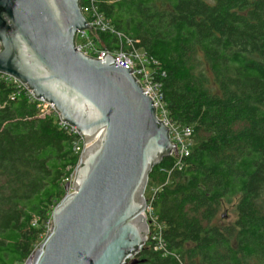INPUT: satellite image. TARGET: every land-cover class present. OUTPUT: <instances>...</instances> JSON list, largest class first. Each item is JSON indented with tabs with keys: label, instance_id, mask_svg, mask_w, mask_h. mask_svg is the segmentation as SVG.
<instances>
[{
	"label": "trees",
	"instance_id": "16d2710c",
	"mask_svg": "<svg viewBox=\"0 0 264 264\" xmlns=\"http://www.w3.org/2000/svg\"><path fill=\"white\" fill-rule=\"evenodd\" d=\"M157 62L171 121L192 129L183 167L164 157L145 197L148 238L126 264H264V0H80ZM105 47L114 34L96 33ZM0 73V264H25L46 237L78 163L74 136ZM170 171V174L168 173ZM229 207L234 218L221 223ZM135 261V262H134Z\"/></svg>",
	"mask_w": 264,
	"mask_h": 264
},
{
	"label": "water",
	"instance_id": "95a60500",
	"mask_svg": "<svg viewBox=\"0 0 264 264\" xmlns=\"http://www.w3.org/2000/svg\"><path fill=\"white\" fill-rule=\"evenodd\" d=\"M79 30L95 34L80 0H0V73L53 104L89 143L34 264H126L146 240L149 172L175 144L132 69L79 51Z\"/></svg>",
	"mask_w": 264,
	"mask_h": 264
},
{
	"label": "built area",
	"instance_id": "2783aa9c",
	"mask_svg": "<svg viewBox=\"0 0 264 264\" xmlns=\"http://www.w3.org/2000/svg\"><path fill=\"white\" fill-rule=\"evenodd\" d=\"M81 10L86 17L87 23L94 28L95 34L88 30L77 31L75 36V46L85 55L95 59L102 58L105 53L110 54L115 57L114 64L116 63V66L120 65L123 68L130 67L132 69V75L139 82L140 87L143 88V93H148L147 96L152 99L157 119L161 120L168 128L169 139L173 144H175L176 151V154L173 150L170 155L174 158L173 167L180 170L184 165L183 159L188 156L190 152L192 145V129L189 126H182L172 122L168 116V112L163 101L161 85L154 76L157 62L146 56L144 51L140 48H136L130 38L124 36L121 32L116 31L110 24V21L101 12H99L94 5L85 7L81 6ZM98 32L114 34L118 45L115 47H105L101 43H98L95 36ZM2 75L5 81L15 83L18 88L23 89L30 101L37 103L36 107L39 110V116H55L60 127L64 128L69 134H72L75 137L72 143L73 151L77 153L79 157L80 153L89 144H85V140L81 133L74 126L60 120L59 114L53 104L42 98H35L32 91L25 84L21 83L11 75ZM168 173L170 174V171ZM73 175L74 170L67 179L69 182V179H73ZM161 186L162 185L152 186L149 190V194L146 197L144 195V217L148 222L146 240L150 238L154 242V250L165 249V244L161 237V225L157 222L156 216L152 212V201L154 200L157 192L161 189ZM51 227L52 223L50 222L48 225L49 232ZM132 257L134 258V256Z\"/></svg>",
	"mask_w": 264,
	"mask_h": 264
},
{
	"label": "rangeland",
	"instance_id": "374dc122",
	"mask_svg": "<svg viewBox=\"0 0 264 264\" xmlns=\"http://www.w3.org/2000/svg\"><path fill=\"white\" fill-rule=\"evenodd\" d=\"M70 180V182L72 181L71 179H69ZM145 190H146V193L148 192L147 191V189L145 188ZM69 192H71V189H69L67 192L65 191V194L66 193H69ZM145 193V194H146ZM64 194V195H65ZM144 194V195H145ZM64 197V196H63ZM223 214V217H220V222L221 223H229V222H231L232 220H233V218H234V214H233V212H232V210L229 208V207H226V208H223V210H221L220 211V216ZM49 234V230H48V228H47V230H46V236ZM41 243H42V241L41 242H39V244L34 248V251L32 252V253H34L37 249H39L40 248V245H41Z\"/></svg>",
	"mask_w": 264,
	"mask_h": 264
},
{
	"label": "bare ground",
	"instance_id": "6f19581e",
	"mask_svg": "<svg viewBox=\"0 0 264 264\" xmlns=\"http://www.w3.org/2000/svg\"><path fill=\"white\" fill-rule=\"evenodd\" d=\"M40 251H41V248L37 249V250L34 252V257H33V259H32V263H31V264H34V263H35L36 258L38 257Z\"/></svg>",
	"mask_w": 264,
	"mask_h": 264
}]
</instances>
